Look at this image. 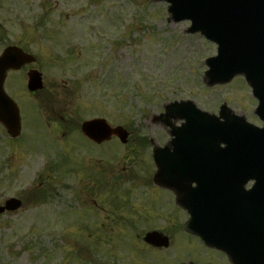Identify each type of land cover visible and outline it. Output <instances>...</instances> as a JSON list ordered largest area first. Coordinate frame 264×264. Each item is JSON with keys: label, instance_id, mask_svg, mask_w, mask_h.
<instances>
[{"label": "rangeland", "instance_id": "1", "mask_svg": "<svg viewBox=\"0 0 264 264\" xmlns=\"http://www.w3.org/2000/svg\"><path fill=\"white\" fill-rule=\"evenodd\" d=\"M168 6L157 0H0V54L14 45L35 55L38 62L29 68L43 72L46 87L34 100L26 69L5 84L20 105L23 131L12 140L0 125V206L18 198L23 207L0 215V264H231L186 232L187 213L171 192L154 186L152 155L171 139L163 116L172 102H192L215 115L227 103L260 125L258 102L243 76L209 85L205 60L216 56L217 46L189 33V21L171 20ZM96 117L126 128L129 146L117 139L102 147L86 142L76 127ZM63 158L65 164L50 168ZM46 188L51 199L33 198ZM107 196H113L109 207ZM116 202L125 206L115 210ZM132 215L142 227L176 224L177 233H166L174 249H149L143 232H121L126 225L119 216ZM101 223L106 233L98 232Z\"/></svg>", "mask_w": 264, "mask_h": 264}, {"label": "water", "instance_id": "2", "mask_svg": "<svg viewBox=\"0 0 264 264\" xmlns=\"http://www.w3.org/2000/svg\"><path fill=\"white\" fill-rule=\"evenodd\" d=\"M158 1H167L171 4L169 12L175 22L191 20L190 33L201 32L209 40L219 45L218 56L207 61L210 67L207 73L210 83H224L230 81L234 76L244 75L254 89V94L262 101L260 111H264V0ZM35 61L33 56L24 53L17 47H9L0 58V123L11 138L20 136L21 119L17 105L4 91L7 72L19 70L26 64ZM28 78V86L31 91L43 88L42 75L39 72H29ZM193 110L194 106L191 104L174 103L168 109V115L174 119H176V114L186 117L188 127L193 129L198 126ZM221 115L225 124L234 120L238 124L244 123L242 119L232 118L224 111L221 112ZM213 120L215 121V118H206L205 122L209 123ZM233 131H240V128L236 127ZM82 132L88 139L98 144L111 140L113 136H117L123 143H127L129 137L128 132L122 127L112 128L103 119L85 122L82 125ZM179 132L180 137L189 133L185 128L180 129ZM174 135L176 136V130ZM249 135L245 138L248 148L239 157L247 160L264 158V130L253 129ZM183 146L180 142L179 152H176L175 147L172 152L164 150L158 153L157 159L160 161L164 186L178 189L179 185L176 183L183 178L197 181V177L187 176L184 172L187 169L182 162ZM224 186L226 185L219 184L204 194H201L200 187H197L192 190L194 196L188 200V203L185 199V205L187 204L193 213L191 227L201 236L206 237L209 231H215L213 228H209L216 222L215 214L211 209L221 210ZM20 207V201L10 199L6 202L5 207L0 208V213L6 210L14 211ZM161 237V234L149 233L146 235L145 241L157 247L166 246L167 240L161 239ZM210 237L214 243L220 241L224 244L219 236ZM221 246L225 247V245ZM251 261L253 262L250 264H264V257H255Z\"/></svg>", "mask_w": 264, "mask_h": 264}, {"label": "flooded vegetation", "instance_id": "3", "mask_svg": "<svg viewBox=\"0 0 264 264\" xmlns=\"http://www.w3.org/2000/svg\"><path fill=\"white\" fill-rule=\"evenodd\" d=\"M95 206H97L95 204ZM104 206H107L109 207V202L104 205ZM125 206V205H123ZM122 206V207H123ZM121 207V208H122ZM121 215H125V214H121ZM140 218V216H137V215H132L131 217H125V216H119V223L121 222H124L125 223V227L122 228V231L124 232H150V231H160L162 233H168V232H171L170 230L166 229V228H163V227H155V226H140V221H136L135 219H138ZM117 223V224H119ZM119 226V225H118ZM117 226V227H118ZM107 227L105 224L102 225V228H105ZM122 226L118 227V228H121ZM175 226H172L170 229H174ZM166 230V231H165Z\"/></svg>", "mask_w": 264, "mask_h": 264}, {"label": "bare ground", "instance_id": "4", "mask_svg": "<svg viewBox=\"0 0 264 264\" xmlns=\"http://www.w3.org/2000/svg\"><path fill=\"white\" fill-rule=\"evenodd\" d=\"M178 122H179L178 118H176L175 120H173V126L175 127ZM178 192H179V199H180L181 205L185 207V205L183 203V197H184V193H185V186H184L183 183L178 188Z\"/></svg>", "mask_w": 264, "mask_h": 264}, {"label": "trees", "instance_id": "5", "mask_svg": "<svg viewBox=\"0 0 264 264\" xmlns=\"http://www.w3.org/2000/svg\"><path fill=\"white\" fill-rule=\"evenodd\" d=\"M43 195H44V196H47V192H43L41 195L39 194L38 197H37L38 200H43V198H44ZM34 197H35V196H34ZM34 197H33V198H34Z\"/></svg>", "mask_w": 264, "mask_h": 264}]
</instances>
